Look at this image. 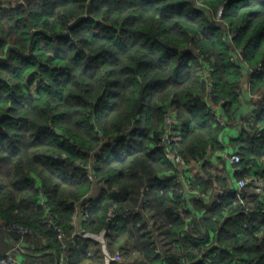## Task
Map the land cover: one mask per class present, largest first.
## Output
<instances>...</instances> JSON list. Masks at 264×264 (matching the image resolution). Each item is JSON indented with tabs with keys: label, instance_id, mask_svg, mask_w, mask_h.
<instances>
[{
	"label": "trees",
	"instance_id": "1",
	"mask_svg": "<svg viewBox=\"0 0 264 264\" xmlns=\"http://www.w3.org/2000/svg\"><path fill=\"white\" fill-rule=\"evenodd\" d=\"M12 2L0 233L16 264H103L85 235L101 232L112 264H264V0Z\"/></svg>",
	"mask_w": 264,
	"mask_h": 264
},
{
	"label": "built area",
	"instance_id": "2",
	"mask_svg": "<svg viewBox=\"0 0 264 264\" xmlns=\"http://www.w3.org/2000/svg\"><path fill=\"white\" fill-rule=\"evenodd\" d=\"M20 0H13L12 5H14L16 2H19ZM221 14V10H219V12L217 13V16H219ZM225 153H228L227 150ZM168 157H173L175 161L178 162H182L180 157L171 153H167ZM228 161L230 163H236L239 161V155L237 154H232L231 156L227 157ZM248 181V179H247ZM245 181L243 179L239 180L237 182L238 187H236V193L239 195L241 194V191L244 187ZM88 235L89 237H91L92 239H94L96 242H98L100 244V250L102 252V256H103V264H112V262H118L122 255L121 252L117 249L114 252H111L108 249L107 246V240L103 235V232L99 233V234H85ZM60 237V236H59ZM15 248H19L18 244L14 245ZM4 259H2L0 261V264H16L19 263V255L16 252L13 251H9V252H5L4 253Z\"/></svg>",
	"mask_w": 264,
	"mask_h": 264
},
{
	"label": "crops",
	"instance_id": "3",
	"mask_svg": "<svg viewBox=\"0 0 264 264\" xmlns=\"http://www.w3.org/2000/svg\"><path fill=\"white\" fill-rule=\"evenodd\" d=\"M249 107H250V105H248L247 110H249ZM235 131H236V129H232V135L235 133ZM235 135H236V133H235ZM231 137H233V136H231ZM227 142H228V139L226 138V143ZM227 144H229V143H227ZM194 167L195 166L193 165L192 168H194ZM229 169H230V167H229ZM193 171H194V169H193ZM7 244H8V242H6L5 237L3 236L2 233H0V254L3 252H6L12 248V246H10L9 244H8L9 245L8 246Z\"/></svg>",
	"mask_w": 264,
	"mask_h": 264
},
{
	"label": "rangeland",
	"instance_id": "4",
	"mask_svg": "<svg viewBox=\"0 0 264 264\" xmlns=\"http://www.w3.org/2000/svg\"><path fill=\"white\" fill-rule=\"evenodd\" d=\"M221 154H225L224 151L221 152ZM97 243H98V242H97ZM98 247L100 248V244H99V243H98ZM21 260H22V258H21V256L19 255V263H20ZM86 264H101V261H100V259H98V260L96 261V260H94V258H93V261H92L91 263H86Z\"/></svg>",
	"mask_w": 264,
	"mask_h": 264
}]
</instances>
